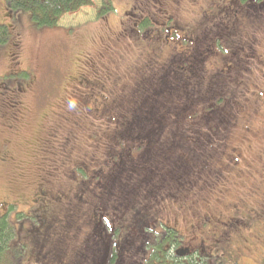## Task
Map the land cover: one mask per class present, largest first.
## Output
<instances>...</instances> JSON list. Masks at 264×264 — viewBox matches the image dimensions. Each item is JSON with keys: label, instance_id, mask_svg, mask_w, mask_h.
I'll list each match as a JSON object with an SVG mask.
<instances>
[{"label": "rangeland", "instance_id": "374dc122", "mask_svg": "<svg viewBox=\"0 0 264 264\" xmlns=\"http://www.w3.org/2000/svg\"><path fill=\"white\" fill-rule=\"evenodd\" d=\"M221 1L111 0V10L99 15L103 2L92 0L91 5L62 16L55 27L38 29L32 26L29 12L12 19L5 0H0V24L15 25L0 45V214L7 216L12 231L17 230L18 239L26 246L17 264L26 261L33 246L26 230L34 227L30 216L38 189L46 187L51 193L60 191L70 196L72 190L68 188L78 183L68 174L73 159L81 156L102 160L109 148L120 147L113 137V124L105 117L115 111L120 122L129 115L141 93L153 89L151 80L145 77L156 73L153 65L170 68L178 63L173 51L189 48L187 41L196 38L208 25L206 21L212 22L209 15L239 22L237 28L242 34L248 33L252 42L258 39L251 55L237 47L242 53H238L235 64L241 62L244 69L235 92L240 95L243 86L251 92L247 93L237 123L223 137V147L217 151L218 178L198 179L177 188L173 184L163 194L142 196L143 205L127 207V216L135 210L154 215L158 227L153 231L159 233L167 227L176 230L181 235L177 246L199 244L210 253L211 258H203L209 264H264V8L259 11L239 5L238 10L244 8L245 12H237L239 18L234 20L230 9L233 4L228 7V0ZM147 16L152 23L141 25ZM169 18L176 24L163 37L159 25L170 22ZM183 26L189 31L179 29ZM226 39L222 44L228 48ZM205 43L210 47L211 38L207 37ZM219 57L211 56L208 67L231 64L221 63ZM81 77L104 84V96L98 103L94 101L104 118L95 119L100 112L90 109L92 103L85 96L92 90L79 83ZM171 88L163 91L170 96ZM172 96L179 103L181 96ZM94 165L91 161L88 170L96 169ZM163 169L158 168V173ZM91 178L90 184H96L97 179ZM83 180L89 181V177ZM94 193L100 198L92 197V208L104 205L107 211H116V216L126 208V199L133 198L124 196L118 188L116 192L111 188V193L109 189L100 193L94 189ZM83 197L79 210L74 209V202ZM85 197L75 190L70 205L64 200L65 211L72 208L77 214L73 223L81 218L87 223L80 226L77 235L74 224L70 233L57 234L60 239L64 236L68 256L76 246L85 245L83 241L90 245L88 240L93 238L87 212L91 208H86ZM124 228L128 231L126 223L118 234L121 244L116 246L124 255L122 264H139L135 235L125 234L127 240H123ZM86 247L80 249L84 255L79 264L85 263Z\"/></svg>", "mask_w": 264, "mask_h": 264}, {"label": "trees", "instance_id": "16d2710c", "mask_svg": "<svg viewBox=\"0 0 264 264\" xmlns=\"http://www.w3.org/2000/svg\"><path fill=\"white\" fill-rule=\"evenodd\" d=\"M102 2L98 11L99 15L111 10L112 7L111 0H102ZM227 2H230L228 7L233 4L230 9H233L232 17H236L234 20L239 18L237 12L240 15L245 12L244 8L238 10L239 5L246 8L254 7L259 11L264 8V0H228ZM91 4L92 0H5V9L12 19H17L22 12H29L32 26L39 29L55 27L65 14L73 13ZM233 11L235 12L233 13ZM213 17V15H209L212 22L206 21L208 25L197 33L193 41H187L184 38L190 44L189 48L173 51V56L175 55L178 63H174L170 68L161 64L153 65L156 73L153 75L150 73L149 76L144 75L146 79L151 80L150 84L153 89L141 93V98L138 99V103L129 115H124L123 119H119L120 122H117L118 113L115 111L110 112L111 116L105 117L113 124L112 132H115L113 137L118 141L120 147L109 148L104 159L102 158L101 161L104 163L102 168L105 169L102 182L104 188L100 187L96 191L100 193L109 189V193H111V188L115 192L118 188L124 196L131 195L133 198L130 201L126 199V208H134L135 205L138 206L137 204L143 205L142 196L147 198V195L163 194L173 184L177 188L185 184L192 185L198 179L205 181L206 178L209 180L218 178L219 166H215L218 159L217 151L223 147L221 145L223 137L226 138L228 132L237 123L239 113L246 104L247 93L251 92L248 87L243 86L240 95L236 94L235 89L241 78L239 74L244 68L241 66V62L239 64H235V62L239 59L238 53H242L239 52V49L251 55L252 45L258 39L252 42L251 37L246 36L248 33L242 34L237 28L239 22L235 23L236 21L234 22L232 19L227 20L220 16ZM168 20L170 22L159 25L163 33L158 32V34H164L163 37L166 36L167 29L173 30L172 28H174V21H171L170 18ZM148 23H152L149 16L143 19L141 25H148ZM8 25L9 27L6 24H0V45L9 37V28L11 30L15 27L14 24ZM184 28L186 27L183 26L179 29L184 32L189 31L188 28ZM207 37L211 38L210 47L205 43ZM223 38H228L225 40V45L228 48L222 44ZM233 39L235 40L234 45H232ZM236 43L239 44L235 47ZM216 55L220 56L221 63L225 61L231 62V64H227L225 67L223 64L213 66V68L208 67L209 59ZM169 64H171V60ZM151 66L148 67V71ZM175 70H178V75L175 74ZM236 74L237 78L234 79ZM84 79L89 86L92 85L98 89L99 97L104 96L102 94L103 90L105 92L104 84L86 77ZM170 86H172V94L181 96L179 103L175 99V95L169 96L165 93V90ZM6 89L10 88L6 87ZM91 95L89 96L92 99ZM88 101L90 100L88 99ZM90 102L92 103L90 109L94 110L96 106L93 101ZM156 107L159 111L156 110ZM100 111L101 109H99ZM96 116L95 119L104 118L101 112ZM123 138L125 139L124 143H122ZM213 152L215 153L213 154ZM83 159L90 160V158L79 156L78 159H73V163H81L84 161ZM161 166H164V169L158 173V168ZM77 188L75 186L74 191ZM136 212L145 213L139 210ZM133 214L134 211L130 213L131 218ZM17 223L20 224V222ZM36 224L37 222L34 220V225ZM140 224L141 226H136L137 231L133 232L134 235L136 234L134 240L136 239L138 244L135 253L140 257L139 260L136 259L137 262L141 264H209L208 261L204 262L203 258H211L210 256L198 255L202 250L194 253L197 254L195 256L179 257L173 254L172 248L179 243L178 239L181 237L176 230L167 227L163 230L159 229L158 233L157 229L153 231V228H157L158 224L152 229L144 222ZM11 226L7 222V216L1 215L0 264H17L23 255V249L26 248L18 239L17 230L13 232ZM34 227L31 230H36L38 226ZM60 231L68 234L66 227L65 229L59 227L55 231L54 241L63 243L64 236L61 239L56 237L57 232L60 234ZM101 233L104 244L112 246L113 251L114 245L119 242L118 234L120 232L105 226V230ZM199 247L203 249L201 246ZM115 251L118 253L117 249ZM32 252L33 248L31 247L28 256L26 255V260L32 255ZM14 258H16L15 261H13ZM116 259L122 264L124 255L117 256Z\"/></svg>", "mask_w": 264, "mask_h": 264}, {"label": "flooded vegetation", "instance_id": "af4514ba", "mask_svg": "<svg viewBox=\"0 0 264 264\" xmlns=\"http://www.w3.org/2000/svg\"><path fill=\"white\" fill-rule=\"evenodd\" d=\"M85 77H81L79 79V83L83 85L85 88L88 87V89L92 90V95L95 96L91 99V97L87 94L85 96L86 101L89 99L90 101H96L98 103V98L99 95L96 93L98 92V89L95 86H89L87 85L88 83L84 79ZM98 96V97H97ZM89 101V102H90ZM94 106L95 103H94ZM96 111H99V108L94 107ZM99 115V114H96ZM97 117V116H96ZM82 161L81 163L79 162H74L70 164V168L72 171H68V174L70 177L77 178L74 179L75 182H78L74 185H71L68 188V191L75 189V186H77V193L81 192L82 194L86 195V197L90 194H93L94 189H99L104 188L102 186L103 178L104 175L103 173L105 172V169L102 168L103 162L101 160H95L93 158H90V160H85ZM91 161L95 162L94 167L96 169H91L88 170L89 163ZM84 176L89 177V181L83 180ZM94 177L97 179L96 184L92 185L90 182L92 181V178ZM71 178V179H73ZM73 182V183H75ZM86 184L84 187L83 184ZM94 183V182H93ZM44 188V189H43ZM39 188L35 197L34 198V204L33 207L34 209H31V217L37 222V229L36 230H26V235L28 237H31L33 242V252L32 255L23 263V264H28V263H34V264H79V260L81 257L84 255V251L80 250L82 247L86 246V248H89L85 254V263L84 264H120V262L116 259L117 256H121L120 252L116 253L115 249L116 246H120L121 241L117 242V245H114V250L110 247V245L104 244L103 241V235L101 231L105 230V226L108 228H113L117 229L120 232V229L122 226H124V223L128 225V231L126 228L123 229V236L125 234L130 235L137 231L136 226H141V222H144L145 225L150 227L152 229L154 226L157 225L158 219L153 218L154 215H147L146 213H138L135 210L133 217L131 218L130 216H127L128 209L124 208L120 214L116 216V211H107V207L104 205L102 207H96L92 208L95 205V202L92 204V197L94 198H100L98 193H94L92 196L87 197V205L86 208L90 207L91 210H88V214L90 215V223L88 224L89 226V233L93 238L91 240H88L89 244H87V241L85 242V245H79L76 246L71 255L68 256L67 254V249H66V244L54 241V235L56 229L58 230L59 227L62 229H67V233L71 232V227L73 226V222L75 218L77 217V214H74V211L72 208H69V211H65L64 208L67 207V205H70V196H67L65 194H62V192H55L51 193L46 187ZM98 192V191H97ZM102 192V191H101ZM68 194V193H66ZM85 197V198H86ZM84 197L80 201H75L74 204V209L80 208V205L83 202ZM64 200H66V204L64 203ZM73 204V205H74ZM68 210V208H67ZM62 211H65L66 213H62ZM32 213H34L32 215ZM61 214V216H60ZM58 216V217H57ZM35 217V218H34ZM116 217V218H115ZM140 217V218H138ZM145 221H144V220ZM68 221V222H66ZM123 223V224H122ZM118 224V225H117ZM34 225V226H36ZM84 225H87V223L84 222V219L81 218L79 222L74 224V231L76 232V235L80 229V226L84 227ZM35 228V227H34ZM71 229V230H70ZM58 234V232H57ZM179 234V232H178ZM74 235V236H76ZM136 235V234H135ZM69 236V235H68ZM181 236V235H180ZM120 239V237H119ZM122 239L127 240V236L122 237ZM179 243L181 242V239L179 238ZM69 243V242H68ZM67 243V244H68ZM103 243V244H102ZM178 244H175L172 248V252L174 255H177V250L180 248H185L188 247L189 251L185 255H197L194 254L196 252H200V254H206L209 255L210 253H207L204 251L205 249H201L198 245L192 244V245H184V246H177ZM86 250V249H85ZM178 256V255H177ZM193 256V257H194ZM141 264V263H139Z\"/></svg>", "mask_w": 264, "mask_h": 264}, {"label": "water", "instance_id": "95a60500", "mask_svg": "<svg viewBox=\"0 0 264 264\" xmlns=\"http://www.w3.org/2000/svg\"><path fill=\"white\" fill-rule=\"evenodd\" d=\"M189 251V248L188 247H185V248H180L179 250H177V255L178 256H183L184 254L188 253Z\"/></svg>", "mask_w": 264, "mask_h": 264}]
</instances>
